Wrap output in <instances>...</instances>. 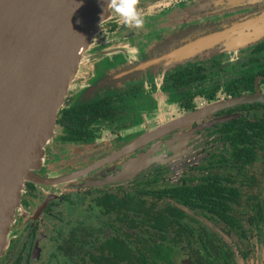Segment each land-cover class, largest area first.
<instances>
[{"label": "rangeland", "instance_id": "374dc122", "mask_svg": "<svg viewBox=\"0 0 264 264\" xmlns=\"http://www.w3.org/2000/svg\"><path fill=\"white\" fill-rule=\"evenodd\" d=\"M153 1L155 2L156 0H139L137 8L142 17L145 12L148 14L147 17H153L150 15L152 7H147ZM235 1L236 3H240V0ZM235 1L233 0V2ZM243 1L252 3L262 2L264 0ZM158 4H164V6H167L162 9L163 11H160L155 15L154 18L158 20L156 23H150V25H147V28L152 26L151 28L154 29L152 30L154 33L150 32L151 34L147 33L148 30L146 28L137 30L134 27L125 26L118 15L110 9V19L108 18L104 29L100 33V36L106 37L103 40H109L114 36L116 37V35L110 34L109 31L110 25L116 18V26L120 30H123L119 35H126L127 30L136 34H143L145 32L147 33L145 35V38H147L146 42L144 45H138L137 50H139V52L132 56L133 59H131V57L129 59V57L127 58L126 56L124 62L120 60L122 55L125 56L124 54L116 55L112 53L108 55V53L107 55L95 57V73L83 89L74 92V96L71 100L73 104H83L93 99H97L102 96L103 92L109 91L110 88H121L124 85H128V87L133 89V85H136L141 80L147 79L148 77H154V82L157 83L159 80L157 78L162 76L163 73L156 75V72H152L153 69L149 68L146 70H136L135 65L143 62H152L157 59H159L158 61H161L168 54L184 48L198 38L222 30L224 27L230 26L233 22L240 20L242 17H246L248 18L246 20H249L252 14L256 17L260 12L258 10L256 13H234L247 7L243 9H239V7L231 8L230 2H227V5H223L225 10H220L219 8L222 6H213L214 2L212 0H185L184 2H176L173 0L171 2L166 1V3L165 1L161 3L159 2ZM208 8L209 10L213 8L214 11L207 12L206 10ZM156 10H159V6L154 9L153 12ZM114 15L117 16L114 17ZM260 16L262 17L263 15L260 14ZM144 19L146 20L147 18ZM260 31H263V27H261ZM238 34L239 32L235 33L234 37ZM102 37L96 36L94 40L102 39ZM232 38V34H225L222 37L223 40L220 44L216 43L211 49L204 50L196 54L195 57L187 58L182 63H189L194 60L196 63V60H205L207 62H219L222 67H225L228 64H233L234 67H237L238 65H235L238 64L237 60H243L246 58L253 45L260 41L264 42L263 37L256 42L235 47L233 50L224 49L223 41L230 42ZM135 40L130 41L131 45L136 43ZM127 43L128 42H126V45ZM128 45L127 49H130L132 46ZM222 55H226L227 57H222ZM87 56L86 53L76 76L81 72L86 59H88ZM232 67L226 66L228 71H230L229 69ZM72 84L73 82L69 89L72 87ZM124 90H128L127 86ZM115 91L116 90L114 89V92ZM133 91L134 90H130V92L124 95L121 102L124 104V108L127 107V109H130L128 111H130L131 116H135V114L137 115V113H142L144 111H146L145 115L148 116L152 111L153 115L149 119L150 128L147 130V133L166 125L173 120L168 113H165L166 110H163V108H161L162 106H159L160 104H153V97H150V95L146 93H135ZM68 92H70V90H68ZM144 107H146L144 110L141 109ZM239 113L241 112L233 114L238 115ZM252 114V112L245 113L247 117H251ZM134 116L132 118H134ZM200 124L201 123H197L195 127L194 124L191 126L186 125L180 127L179 129L173 130L162 136V138L160 137L161 139L159 138V140H156L155 142L152 141L146 143L138 150L130 153L120 167H118V170L109 175L102 184L91 189L112 191L119 186L121 191L127 192L136 190H158L178 185L183 178H198L211 174H218L235 179V185L238 186L237 188L248 198V200H245L242 195L239 203L240 205L237 207L236 212H234L236 221L235 228L228 229L222 227V225L217 223H211L204 220L199 213H192L184 208L182 210L191 218L212 231L220 241L224 242L229 247L233 264H264V221L257 219L255 209L256 203H262L261 210L263 214L262 216L264 217V161L259 160L257 163L238 173L236 169L229 166L230 162L225 163V165H219L217 163L219 158L218 153L221 154L222 151L220 143L215 141L216 136L208 137L209 132L212 131L210 130L211 128L207 129L208 127L201 126ZM139 133L134 130H130L129 132L126 131V133H119L120 139H113L108 145V151L101 150L88 162L98 161L105 158L111 153L109 150H118L122 145L129 143L136 138V136H139ZM57 134L58 127H55L53 130V137ZM113 138H115V136H113ZM53 143L54 142L49 141L46 146L50 147ZM79 154L80 152L78 150L63 151L62 149L59 156L61 159L66 160ZM118 160L112 162L107 167L95 171L90 176H93L94 180L103 178L104 173L107 172L108 169L115 167ZM134 167L136 170L132 171ZM63 172H66V170L59 171L54 176H59ZM250 177L252 178V183L249 181ZM141 182H146V184L139 185ZM188 183L189 182H186V184ZM55 189V186L39 185L35 187L34 191L36 195H38V199H34L33 202L37 203V201L42 198L39 191L42 190L46 193H58ZM65 190L67 197L69 198L67 203L69 208H67L66 211H62L57 204L55 208L51 209V214L42 215L41 219L37 222L38 231L53 241L50 246H48L49 244L47 245L48 249L46 251V256H48L50 264H56L55 259L52 258V255L55 254L54 247L57 242L55 236L63 235L62 233H57V231L62 230L63 227L62 224L57 223V220L63 222L65 220L66 222L72 221L79 216L76 214V208L79 204H82L79 199L81 196H78V192H75L70 188H66ZM25 199L29 198L25 196ZM172 204L175 205V203ZM18 213H20V208L16 211V214ZM82 214L84 215V213ZM248 217L253 218V225L249 224V221H247ZM26 221L27 220H25V222ZM180 260H185L190 263V260L185 256Z\"/></svg>", "mask_w": 264, "mask_h": 264}, {"label": "water", "instance_id": "95a60500", "mask_svg": "<svg viewBox=\"0 0 264 264\" xmlns=\"http://www.w3.org/2000/svg\"><path fill=\"white\" fill-rule=\"evenodd\" d=\"M107 5L108 0H0V255L20 208L25 183L54 186L71 181L207 113L264 102V95L256 90L251 95L219 101L148 132L87 168L49 179L36 176L34 172L42 166L44 147L52 138L69 87L92 39L109 18ZM246 19L242 17L198 38L161 61L138 63L135 69L149 68L156 75L164 74L187 58L220 44L225 34L233 36L230 42L223 41V48L228 50L263 38L264 10ZM181 263L189 264L185 260Z\"/></svg>", "mask_w": 264, "mask_h": 264}, {"label": "flooded vegetation", "instance_id": "af4514ba", "mask_svg": "<svg viewBox=\"0 0 264 264\" xmlns=\"http://www.w3.org/2000/svg\"><path fill=\"white\" fill-rule=\"evenodd\" d=\"M164 1L166 3V1L171 2L173 0H156L155 2L153 1L147 6V7L149 6L152 7V10L150 11V15L153 17H147L148 15L147 12L143 14L142 18L144 20V26L142 29L146 28L148 30L147 33L149 34H151L150 32L154 33V31H152L154 29L151 28L152 26L147 28V25L148 24L150 25V23L154 24L158 21L156 18H154L155 15H157L158 12L163 11L162 9L167 6L158 3ZM175 1L184 2L185 0H175ZM212 1L214 2L213 6L216 5L222 6L219 8L220 10H225L223 5L225 4L227 5V2L231 3L230 4L231 8L239 7V9L240 8L243 9L247 7L243 10L234 12L239 14L253 13V12L256 13L258 10L259 11L264 10V1L252 2V3L243 0H240V3H236L235 0H234L235 2H233V0H212ZM158 6H159V10L153 12V10L156 9ZM206 11L213 12L214 10L213 8H211L210 10L208 8ZM116 16L117 15H114V17ZM144 18L147 19L145 20ZM112 25H114L115 27L113 30H110V27ZM104 26L97 33L96 36L102 37L100 36V33L104 29ZM110 27H109L110 34L116 35V37L115 36L111 37V39L109 40L107 39L103 40L106 37H102V39L94 40L96 37L95 36L92 39L91 44L87 50L88 59H86L81 72L75 77V80H73V84L72 87L70 88V92L67 93V96L64 99V103L62 106L73 105L71 100L72 97L74 96L73 95L74 92L76 90L83 89L88 84L90 78L95 73L94 72L95 57L107 55L108 53H109L108 55L112 53L116 55L124 54L125 56L122 55L120 59L122 60V62H124L126 56L127 58L129 57V59L130 57L131 59H133L132 56L135 53L139 52V50H137L138 45L139 44L144 45V43L146 42L147 38H145V35L147 33L145 32L143 34L142 33L136 34V33H132L130 30H127L126 35L124 34L119 35V33L123 32V30H120L116 26V18L112 22ZM137 30H141V29H137ZM133 40H135L136 43L135 44L133 43L131 45L130 41ZM126 42H128L127 45L129 44L132 46L130 49L129 48L127 49ZM262 44H264V42L260 41L259 43L253 45V47L250 48L249 55L246 58H244L243 60H237L238 64H235L238 65L237 67H234L233 64L226 65L227 67L233 66L232 68L229 69L230 71L227 70L226 66L222 67L219 62H215V61L207 62L205 60L203 61L196 60L195 63L194 60L189 63L188 62L182 63L181 68H179V70L182 71L185 70V71L183 72V76L181 78V81L183 82L181 86L178 85L179 83L178 77L175 74L174 76H171L172 74L168 73V74H163L162 76L157 78L159 79L157 83L154 82L155 81L154 77H150L141 80L136 85H133L134 87L133 89H131V87H128V85H126L128 90H124V88L126 87L125 85L121 88H113V89L110 88L109 91L103 92L102 96L97 98V99H101L106 96H110L112 98L110 101V107L112 108V112L110 113V116H108L106 120L97 119L90 125V130L92 131V135L90 138H81L79 140L71 141L67 139H59L58 137L60 136V134H57L54 137L52 135L50 141L54 143L50 147L48 146L44 147L42 166L38 171L34 172V174L38 177L49 179L54 177H60L75 172L77 170L87 168L91 165L103 161L104 159L110 157L112 154L119 152L123 148L127 147L130 143L136 141L141 136L147 134V130L150 128L149 119L151 118L153 113L151 111V113L148 116H146L145 115L146 111H144L142 113H137V115L135 114L136 117L133 115L134 118H132L133 116H131L130 111H128L130 109H127V107L124 108V104L121 102L122 97L126 95L128 92H130V90H134L133 92L135 93H146L150 95V97H153V104H157V103L158 105L160 104L159 106H162L161 108H163V110H166L165 113H168L170 115V118L173 120L178 119L194 111H198L210 104H214L219 101H224L229 98H235L244 95H251L255 92V90L260 95H264V82H263L264 75L260 74V72H263L264 70V49L262 48L259 50L257 49L258 46L259 45L261 46ZM222 57H227V56L222 55ZM190 78H196V79L190 83H187V81ZM114 89L116 90L115 92ZM187 106H191L189 112L184 111V109H186ZM145 108L146 107L141 109L144 110ZM237 112H241V113H239L238 115H234ZM248 112L253 113L251 117H247L245 115V113ZM241 119L248 121H254L255 119H264V102L240 104L229 108L220 109L214 112L207 113L201 117H198L187 124L181 125L180 127L186 125L191 126L193 124L195 127L197 123H201L200 124L201 126L208 127L207 129L211 128L210 130L212 131L209 132L208 137L216 136L215 141L220 143L222 150L221 154L218 153L219 158L217 160V163L219 165H225V163L230 162L229 166L236 169L238 173L241 172L238 171L236 167V165L239 164L237 163V161H233L232 158L227 155V151L230 149V146L226 143V140L224 138L225 135L220 131V128L228 122L238 121ZM180 127L167 131L161 136H158L157 138H154L148 142H152V141L155 142L156 140H159L160 137L162 138V136L168 134L173 130L179 129ZM130 130H134L135 132L138 133L140 131L141 132L138 134L139 136H136V138L131 140L129 143L122 145L121 148H119L118 150L116 151H113L112 149L109 150L111 153L105 158L100 159L98 161L88 162L93 156L97 155L101 150L108 151V145L110 144V142L113 139H120L119 133L122 132L126 133V131L129 132ZM113 136H115V138H113ZM145 144H142L136 149L126 154H123L105 163L104 165L82 176H79L71 181L54 185L56 187L55 190L58 191V193H52V192L46 193L43 192L42 190L39 191L40 195H42V198L38 200L37 203L33 202L34 199H38L37 197L38 195H36L34 189L39 185L32 184V187L30 189H26L24 184L20 199V213L18 214L15 213L13 221L10 225L7 244L0 255V264H50L48 261V256H46L47 255L46 251L48 249V246H50V244L53 241H51L43 233H40L38 231L37 222L39 221V219H41L42 215L51 214L52 212L51 209L55 208L57 204L59 209L60 210L62 209V211H66L67 208H69L67 205L69 198L67 197V193L65 189L70 188L73 189L75 192H78L77 193L78 196L79 195L81 196L79 199L82 204L81 205L79 204L78 207L76 206L77 207L76 214L79 216L70 222L68 221L66 222V220L64 222L61 220H57V223L62 224L63 226L62 230L57 231V233L58 234L62 233L63 235L55 236L57 242L54 247L55 254L52 255V258L55 259L56 264H67V260L65 258L64 252L59 250V246L65 241L68 232L74 230L73 232H75L76 234H80V236H84L87 235L88 232H92L94 237H97L99 233L98 225L105 223L107 218L109 220L110 214L99 215L96 214L97 209L90 208L89 203L95 200L93 195H97L99 193H104V192L121 191L119 186L112 191L97 190V189L93 190L91 188H96L95 186H98L95 185L94 183L98 182L102 184L109 175H111L114 171L118 170V167H120V165L123 163V161L127 158V156L130 153L138 150L141 146ZM62 149L63 151L78 150L80 154L74 157H70L66 160H63L59 156V153L61 152ZM263 156L264 153H261L258 157V160L255 163H257L259 160L264 161V159H261V157ZM116 160H118V162L116 163L115 167L108 169L107 172L104 173L103 178L94 180V177L90 176L95 171L107 167ZM62 170H66V172H63L59 176H54L56 175V173ZM135 170L136 168L134 167L132 171ZM206 176H217V177L229 179L230 181L233 182V187L236 189L237 192H239V195H241L240 199L242 198V195L244 196L245 200L248 199L247 197H245V194H242L241 190L237 188L238 186L235 185V179H232L230 177H224L218 174L205 175L198 178H193V177L191 178L187 177L185 179L183 178L181 183L178 185H182L183 183L186 184V182H189L186 185L194 186L198 183H201L200 179ZM250 179L252 178L250 177L249 180ZM123 192H127V191H123ZM25 196L28 197L29 199H25ZM39 207H41V209L39 212H37V209ZM82 213H84V215ZM25 220L27 221L25 222ZM86 241L87 240L83 242L86 243ZM94 241L95 243H98V238H94ZM86 245L87 244H85V248L87 249L88 247ZM94 245H95L94 250H96L97 244ZM185 257L188 258L187 256ZM85 261L86 260L82 261V264L83 262L86 263Z\"/></svg>", "mask_w": 264, "mask_h": 264}, {"label": "trees", "instance_id": "16d2710c", "mask_svg": "<svg viewBox=\"0 0 264 264\" xmlns=\"http://www.w3.org/2000/svg\"><path fill=\"white\" fill-rule=\"evenodd\" d=\"M261 48L264 49V44L257 49ZM179 68L181 65L164 74H175L181 86L185 70ZM260 74L264 75V70ZM195 79L190 78L187 83ZM111 99L106 96L84 104L62 106L54 126L59 128L58 138L71 141L90 138V125L110 116ZM190 107L184 111L189 112ZM220 131L230 146L227 155L239 164L238 171L253 165L264 153V119L228 122ZM200 180L194 186L183 183L158 190L93 195L95 200L89 203L90 208L97 209L99 215L110 214L109 220L98 225L97 237L92 232L80 236L74 230L69 231L59 250L64 252L67 264H82L84 260L83 264H181L183 256L189 258L190 264H233L229 247L182 209L232 229L236 227L234 212L240 205L241 195L229 179L206 176ZM142 184L146 182L139 183ZM25 187L30 189L32 184L25 183ZM255 209L257 219L264 221L262 203H256ZM248 221L254 224L253 218L249 217ZM94 238H98V243ZM94 244H97L96 250Z\"/></svg>", "mask_w": 264, "mask_h": 264}, {"label": "clouds", "instance_id": "9594fccd", "mask_svg": "<svg viewBox=\"0 0 264 264\" xmlns=\"http://www.w3.org/2000/svg\"><path fill=\"white\" fill-rule=\"evenodd\" d=\"M138 3L139 0H108L106 11L112 9L123 21L125 26L142 29L144 20L137 8ZM103 21L104 18L103 15H101V22Z\"/></svg>", "mask_w": 264, "mask_h": 264}, {"label": "built area", "instance_id": "2783aa9c", "mask_svg": "<svg viewBox=\"0 0 264 264\" xmlns=\"http://www.w3.org/2000/svg\"><path fill=\"white\" fill-rule=\"evenodd\" d=\"M87 58H88V56H87ZM82 64V63H81Z\"/></svg>", "mask_w": 264, "mask_h": 264}, {"label": "bare ground", "instance_id": "6f19581e", "mask_svg": "<svg viewBox=\"0 0 264 264\" xmlns=\"http://www.w3.org/2000/svg\"><path fill=\"white\" fill-rule=\"evenodd\" d=\"M87 70V69H86Z\"/></svg>", "mask_w": 264, "mask_h": 264}, {"label": "crops", "instance_id": "0c3cea01", "mask_svg": "<svg viewBox=\"0 0 264 264\" xmlns=\"http://www.w3.org/2000/svg\"><path fill=\"white\" fill-rule=\"evenodd\" d=\"M70 90V89H69Z\"/></svg>", "mask_w": 264, "mask_h": 264}]
</instances>
